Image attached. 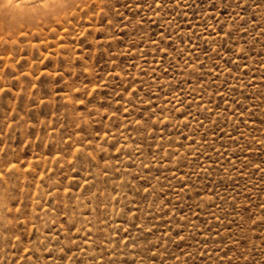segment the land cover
<instances>
[{
    "label": "rangeland",
    "instance_id": "rangeland-1",
    "mask_svg": "<svg viewBox=\"0 0 264 264\" xmlns=\"http://www.w3.org/2000/svg\"><path fill=\"white\" fill-rule=\"evenodd\" d=\"M40 2L0 0V264H264V0Z\"/></svg>",
    "mask_w": 264,
    "mask_h": 264
},
{
    "label": "bare ground",
    "instance_id": "bare-ground-1",
    "mask_svg": "<svg viewBox=\"0 0 264 264\" xmlns=\"http://www.w3.org/2000/svg\"><path fill=\"white\" fill-rule=\"evenodd\" d=\"M39 2L40 0H12V3L9 7H13L15 9L17 16H20L21 18H27L33 15L39 9V5L37 4Z\"/></svg>",
    "mask_w": 264,
    "mask_h": 264
},
{
    "label": "snow or ice",
    "instance_id": "snow-or-ice-1",
    "mask_svg": "<svg viewBox=\"0 0 264 264\" xmlns=\"http://www.w3.org/2000/svg\"><path fill=\"white\" fill-rule=\"evenodd\" d=\"M12 3V0H6V5H10ZM4 176V173L3 172H0V177Z\"/></svg>",
    "mask_w": 264,
    "mask_h": 264
}]
</instances>
